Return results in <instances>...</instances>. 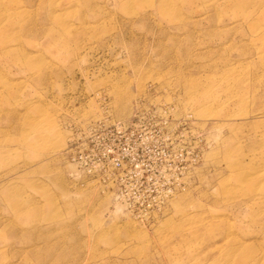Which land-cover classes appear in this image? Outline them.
<instances>
[{"label":"rangeland","instance_id":"rangeland-1","mask_svg":"<svg viewBox=\"0 0 264 264\" xmlns=\"http://www.w3.org/2000/svg\"><path fill=\"white\" fill-rule=\"evenodd\" d=\"M0 264H264V0H0Z\"/></svg>","mask_w":264,"mask_h":264}]
</instances>
